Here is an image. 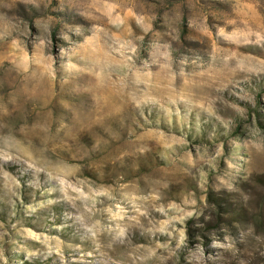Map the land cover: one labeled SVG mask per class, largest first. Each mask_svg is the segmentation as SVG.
<instances>
[{"label":"rangeland","instance_id":"rangeland-1","mask_svg":"<svg viewBox=\"0 0 264 264\" xmlns=\"http://www.w3.org/2000/svg\"><path fill=\"white\" fill-rule=\"evenodd\" d=\"M0 264H264V0H0Z\"/></svg>","mask_w":264,"mask_h":264}]
</instances>
